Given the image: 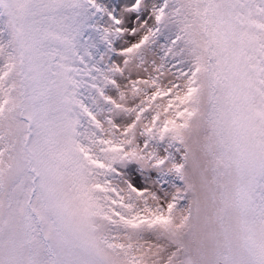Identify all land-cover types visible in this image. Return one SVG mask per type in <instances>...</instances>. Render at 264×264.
<instances>
[{
  "label": "snow or ice",
  "instance_id": "6c2138e0",
  "mask_svg": "<svg viewBox=\"0 0 264 264\" xmlns=\"http://www.w3.org/2000/svg\"><path fill=\"white\" fill-rule=\"evenodd\" d=\"M0 264H264V0H0Z\"/></svg>",
  "mask_w": 264,
  "mask_h": 264
},
{
  "label": "rangeland",
  "instance_id": "374dc122",
  "mask_svg": "<svg viewBox=\"0 0 264 264\" xmlns=\"http://www.w3.org/2000/svg\"><path fill=\"white\" fill-rule=\"evenodd\" d=\"M142 179H147V177L142 176Z\"/></svg>",
  "mask_w": 264,
  "mask_h": 264
}]
</instances>
